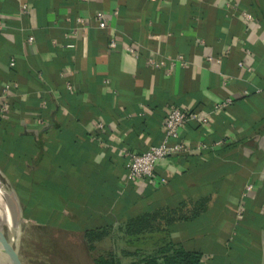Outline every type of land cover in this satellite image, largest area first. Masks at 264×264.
Instances as JSON below:
<instances>
[{"label":"crops","instance_id":"0c3cea01","mask_svg":"<svg viewBox=\"0 0 264 264\" xmlns=\"http://www.w3.org/2000/svg\"><path fill=\"white\" fill-rule=\"evenodd\" d=\"M226 97L127 178L169 108ZM0 167L31 218L45 200L93 220L168 209L200 264H264V0H0Z\"/></svg>","mask_w":264,"mask_h":264},{"label":"rangeland","instance_id":"374dc122","mask_svg":"<svg viewBox=\"0 0 264 264\" xmlns=\"http://www.w3.org/2000/svg\"><path fill=\"white\" fill-rule=\"evenodd\" d=\"M11 177V173L0 167V231L6 239L0 234V250L13 244L20 264H95V257L110 254L124 264L136 257L133 253L136 249L152 245L159 239V233H128L123 225L126 219L124 215L116 217L108 214L95 221H80L78 212L73 209L75 206L48 204L46 200L40 203L44 206L39 205L40 208L35 209V219L31 218V211L37 203L30 205L27 199L21 200L19 193L16 197L5 194L6 184L15 185ZM23 191L29 193L30 189ZM7 202L13 213V219H7L11 228L5 221L4 207ZM45 208L46 213L43 211ZM44 213L45 218L42 219ZM18 219L21 220L20 236L15 244L14 223ZM107 222L112 225L99 226ZM95 226L101 230L96 227L92 234L85 233L86 229ZM12 252L13 248L5 254V264H15Z\"/></svg>","mask_w":264,"mask_h":264},{"label":"trees","instance_id":"16d2710c","mask_svg":"<svg viewBox=\"0 0 264 264\" xmlns=\"http://www.w3.org/2000/svg\"><path fill=\"white\" fill-rule=\"evenodd\" d=\"M34 194L37 193L32 192L30 195L31 198L34 197ZM28 202L30 205L35 204V201L32 199ZM81 210H79L80 212H78V217H82L80 221L86 219H89V221H93L91 212H89L88 209L84 208L82 215ZM172 219H174L173 210L160 208H156L150 211H142L135 215L127 217L124 220L123 225L125 229L128 230V233H139L140 235H142L145 232H151L159 233L160 236H158L159 239L157 238L152 245L136 249V252H133L136 257L124 264H200V260L203 255L201 251L187 249L179 240L170 237L168 231L166 230L165 224ZM111 225L112 224L107 222L99 226L109 227ZM99 226L86 229L85 233L90 232L92 234L96 227H98L97 230L100 229ZM94 262L95 264H122L119 259L113 254L99 255L98 257L94 258Z\"/></svg>","mask_w":264,"mask_h":264},{"label":"built area","instance_id":"2783aa9c","mask_svg":"<svg viewBox=\"0 0 264 264\" xmlns=\"http://www.w3.org/2000/svg\"><path fill=\"white\" fill-rule=\"evenodd\" d=\"M246 17L251 15L245 12ZM79 22L83 21L82 17H78ZM96 20L99 26H103L107 22V16L101 10L96 12ZM31 36L29 37V39ZM110 44H114V39L110 40ZM152 61V60H150ZM12 63V61H11ZM230 101L229 97L224 98L213 106L206 113L198 114L192 110H184L178 107L169 108L163 117V135L158 143L150 144L141 151H126V176L127 178H152L154 167L160 158L180 149L183 144L180 141L171 142V139L177 136L178 127L184 122L192 118H201L206 120L212 112L219 110ZM250 187V184L247 185Z\"/></svg>","mask_w":264,"mask_h":264},{"label":"bare ground","instance_id":"6f19581e","mask_svg":"<svg viewBox=\"0 0 264 264\" xmlns=\"http://www.w3.org/2000/svg\"><path fill=\"white\" fill-rule=\"evenodd\" d=\"M5 184H6V183H5ZM9 188L11 189L12 192H10V189H9ZM6 190H7V192L5 191V194H7V195L9 194V195L14 196V197L17 196V191H16L15 187L6 184ZM3 207H4V206H3ZM4 212H5V221L8 223L7 219H8L9 217H12V219H13L12 209H11V206H10V204H9L8 202L6 203V205H5V207H4ZM11 214H12V215H11ZM8 225H9V227L11 228V225H10L9 223H8ZM14 230H15V232H17V230H18V227H17V221H15V223H14ZM12 248H13V252H14V247H13V245H12L11 247H9V248L1 249V250H0V264H5L4 256H5V254H7L9 251H11Z\"/></svg>","mask_w":264,"mask_h":264},{"label":"water","instance_id":"95a60500","mask_svg":"<svg viewBox=\"0 0 264 264\" xmlns=\"http://www.w3.org/2000/svg\"><path fill=\"white\" fill-rule=\"evenodd\" d=\"M16 221H17V227H18V230H17V232H16V236H15V244H17V242H18V240H19V236H20V222H21V220L18 219V220H16ZM0 234H1V236L4 238V235L1 233V231H0ZM4 239H5V238H4ZM5 240H6V239H5ZM12 245H13V244H12ZM13 247H14V246H13ZM12 258H13L15 264H20V262H19V260H18V257H17V253H16L15 248H14V252H12Z\"/></svg>","mask_w":264,"mask_h":264}]
</instances>
